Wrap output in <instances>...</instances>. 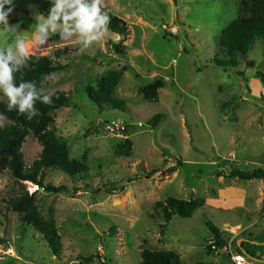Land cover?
<instances>
[{
	"label": "rangeland",
	"instance_id": "obj_1",
	"mask_svg": "<svg viewBox=\"0 0 264 264\" xmlns=\"http://www.w3.org/2000/svg\"><path fill=\"white\" fill-rule=\"evenodd\" d=\"M32 1L16 0L11 20L23 21L31 55L66 66L42 85L49 95L69 97V107L55 113L58 136L71 159L86 161L88 173L73 182L59 171H44V185L65 187L58 194L22 184L35 196L39 215L53 222L61 239L59 256L6 209L21 190L8 171L0 175V264H140L143 250L172 251L182 264H214L223 254L208 252L212 236L206 224L213 218L221 231V221L230 215L201 208L191 218L166 222L154 205L201 197L206 186L217 185L211 177L217 169L264 170L261 39L246 48L245 57L232 59L219 44L222 31L237 18L240 0H101L127 24L123 57L115 55L112 42L119 37L110 32L83 53L75 38L35 46L33 23L26 21L35 23L38 14ZM10 40L0 32V48L14 46ZM63 50L66 55L56 60L54 53ZM219 61L233 65L218 67ZM124 68L113 96L123 106L98 107L90 96L97 81ZM154 80L165 87L156 101H145L140 90ZM8 124L0 118V126ZM126 140L130 156L118 157ZM40 152L37 139L28 136L21 148L27 168ZM246 251L264 262V246Z\"/></svg>",
	"mask_w": 264,
	"mask_h": 264
},
{
	"label": "trees",
	"instance_id": "obj_2",
	"mask_svg": "<svg viewBox=\"0 0 264 264\" xmlns=\"http://www.w3.org/2000/svg\"><path fill=\"white\" fill-rule=\"evenodd\" d=\"M47 2L45 0L32 1L37 8L38 14L44 13V15H47L46 10L51 3L49 1ZM103 9L111 17L109 32L119 37L118 41L112 42L113 51L115 55L123 57L125 50L123 42L126 40L129 32L127 24L107 9ZM26 21L34 23L29 17H27ZM257 37L261 39L264 49V0H240L237 18L219 36L220 47L226 52L229 57L228 59H232L235 54L245 57L246 48L252 46ZM60 40L62 39L59 36H53L50 42ZM61 55H66V50L55 52L53 57L57 60ZM32 57L33 62L31 66L16 74L17 83L22 80L33 81L37 87L44 88L42 81L47 74L53 72L58 74L66 68L65 65L49 57L34 55ZM230 64L233 65L228 62H217L218 67H226ZM124 71H126V68L123 71L109 72L105 77L97 81L96 91L91 92L90 96L98 107L101 105L113 106V108L123 106L121 102L113 99V96ZM257 77L261 79V83L264 85V76L258 74ZM164 87L165 82L163 80H154L142 87L140 93L145 101L154 102L157 100L158 92ZM52 97L53 103L51 105L37 103L36 106L40 110L41 115L29 121L24 115L16 111L9 112L7 98H4L0 94V113L9 122L8 125L0 126V175L4 171H8L21 190L18 195L10 198L6 202V209L18 216L23 224L31 226L35 230V233H38L45 240L50 252L54 256H59L62 252L61 239L57 234L53 222L45 220L39 215L35 196L28 195L23 190L22 185L23 183H30L38 189H42L45 193L58 194L65 192V187L56 188L51 185H44V171H59L69 177L73 182H76L77 178L83 177L88 173L86 161L71 159L66 142L58 136L55 113L60 109L68 108L71 101L63 92H55L52 94ZM28 136L37 139L41 145V152L32 165L27 168L23 161L21 148ZM131 149V142L126 140L124 144L118 147L119 153L117 156L128 158ZM180 165L181 162L179 161L178 166ZM215 175L217 177L237 178L243 181L260 180L264 182V171L262 169L251 172L240 171L239 169H226L222 173H216ZM203 206V199L181 201L174 198H167L165 201L156 203L154 210L161 215L164 221L169 222L173 217L183 219L191 218ZM206 226L210 235L216 239L219 246H223L229 241L225 237L228 235L227 233L218 231L210 223H207ZM1 243H3L2 239H0V245ZM235 249L240 253V248L235 246ZM208 252L210 251L208 250ZM87 260L91 261V259ZM140 264L182 263L179 256L172 251L143 250Z\"/></svg>",
	"mask_w": 264,
	"mask_h": 264
},
{
	"label": "clouds",
	"instance_id": "obj_3",
	"mask_svg": "<svg viewBox=\"0 0 264 264\" xmlns=\"http://www.w3.org/2000/svg\"><path fill=\"white\" fill-rule=\"evenodd\" d=\"M47 2V0H46ZM48 3V2H47ZM16 0H0V32L10 37V44L0 48V94L7 98L8 111H16L31 121L41 115L37 103L51 105L52 95L48 89L37 87L33 81L17 83L16 74L31 66V49L22 36L23 21L12 22ZM47 15H35L32 40L35 46L46 48L53 36L64 41L73 38L83 53L93 44L100 42L110 31L111 17L101 7V0H51ZM29 26V27H30ZM56 73H49L45 79L51 81ZM0 118H6L0 113Z\"/></svg>",
	"mask_w": 264,
	"mask_h": 264
},
{
	"label": "crops",
	"instance_id": "obj_4",
	"mask_svg": "<svg viewBox=\"0 0 264 264\" xmlns=\"http://www.w3.org/2000/svg\"><path fill=\"white\" fill-rule=\"evenodd\" d=\"M252 138L255 139V137ZM231 161L236 162L237 160L232 158ZM252 164L256 165L257 163ZM224 170L226 169L219 171L217 169L214 175L222 173ZM211 177L218 180L217 185L212 183V186H206L202 196L194 197L192 200L203 199L204 206L202 209L228 214L232 217L229 221H221L219 227H221L220 232L228 234L226 237L232 235L231 238L233 241L235 240L234 243L237 248L246 251L249 246H264V214L262 213L264 182L260 180L243 181L237 178L217 177L216 175ZM191 192L194 194V189ZM210 220L213 222H211L212 225L217 228L218 225L213 221V218ZM246 252L250 254L248 251ZM216 259L214 264H219V262L231 264L225 255H217ZM260 264H264V262L262 261Z\"/></svg>",
	"mask_w": 264,
	"mask_h": 264
},
{
	"label": "built area",
	"instance_id": "obj_5",
	"mask_svg": "<svg viewBox=\"0 0 264 264\" xmlns=\"http://www.w3.org/2000/svg\"><path fill=\"white\" fill-rule=\"evenodd\" d=\"M119 127L116 126L118 130ZM206 248L212 253L223 254L227 256L231 264H260L261 262H254L246 258L235 249L232 241H227L223 246H219L216 239L213 237L206 240Z\"/></svg>",
	"mask_w": 264,
	"mask_h": 264
},
{
	"label": "water",
	"instance_id": "obj_6",
	"mask_svg": "<svg viewBox=\"0 0 264 264\" xmlns=\"http://www.w3.org/2000/svg\"><path fill=\"white\" fill-rule=\"evenodd\" d=\"M240 253L242 255H244L246 258H248L249 260H251V261H254V262H262V261H260V260H258L256 258L252 257L250 254H248L246 251H243L242 249L240 250Z\"/></svg>",
	"mask_w": 264,
	"mask_h": 264
}]
</instances>
